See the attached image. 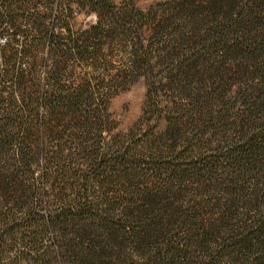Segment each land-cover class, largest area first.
Listing matches in <instances>:
<instances>
[{
  "label": "rangeland",
  "instance_id": "obj_1",
  "mask_svg": "<svg viewBox=\"0 0 264 264\" xmlns=\"http://www.w3.org/2000/svg\"><path fill=\"white\" fill-rule=\"evenodd\" d=\"M68 1L7 0L23 13L17 25L30 35L28 56L20 60L19 45L3 50L8 35L0 33V88L3 80L6 85L0 124L13 118L26 127L11 130L0 144V206L18 208L15 220L0 230V264L213 263L219 256L211 252V154L247 130L241 123L258 124L228 90L239 77L219 71L223 80L211 98V75L220 62L210 54L168 72L151 92L155 103L147 104L145 76L115 79L125 49L111 45L94 69L68 63L59 77L68 93L58 91L56 105L55 44L44 32L53 25L55 30L56 22L84 29L96 20L88 0ZM164 1L133 0L142 10ZM87 71L97 89L93 99L89 90L83 96L94 104L72 107L66 103L72 85ZM98 75L112 81L106 85ZM67 204L71 212L82 204L87 217L73 223L54 217L53 226L44 228L43 220ZM230 263L238 262L224 264Z\"/></svg>",
  "mask_w": 264,
  "mask_h": 264
},
{
  "label": "trees",
  "instance_id": "obj_2",
  "mask_svg": "<svg viewBox=\"0 0 264 264\" xmlns=\"http://www.w3.org/2000/svg\"><path fill=\"white\" fill-rule=\"evenodd\" d=\"M86 6L96 15L89 27L75 29L70 22H56L55 30L53 25L44 32L48 42L55 44L56 105H60L57 92L68 93V84L64 81L63 85L59 78L68 63L79 61L84 68L94 69L111 45L119 46L120 51L125 49L115 79L131 82L145 76L147 104L155 103L151 92L157 93V85L166 80L167 74L185 64L195 66L210 54L211 61L220 62L216 75H211V98L218 91L215 84L223 80L219 71L225 70L230 78L239 77L228 90L240 96L241 101L237 102L247 106L258 124L254 127L249 125L254 122L241 123L247 130L240 131L239 137L224 140V146H218L219 152L211 154V252L219 256L211 264H224L227 260L238 262L230 264H264V0H166L146 10L137 7L133 0H88ZM68 10L71 12L69 5ZM68 14L70 19L71 13ZM19 18L24 19L23 13L16 12L7 0H0V33L8 35L3 50L19 45V59L23 60L28 56L25 42L30 33L17 25ZM31 19L35 24L33 14ZM84 74L80 82L72 85L74 93L67 98L66 103L72 107L87 102L85 91L89 90L93 99L97 89L93 84L96 77L89 72ZM100 76L97 78L106 85L112 81V77ZM2 83L0 93L6 90L4 80ZM227 94L222 92L220 99ZM40 98L45 99L43 91ZM107 102L108 99L104 109ZM86 104L92 106L94 101ZM87 112L94 116L91 110ZM15 128L23 131L26 127H17L13 118L0 124V144ZM72 208L67 204L54 216L50 213L43 220V227L51 228L54 217L60 223L87 217L82 204L83 211L76 207L77 211L71 212ZM2 209L0 206V230L15 220L13 215L18 208L7 204L6 210ZM2 236L0 231V240ZM27 246L34 250L36 243Z\"/></svg>",
  "mask_w": 264,
  "mask_h": 264
}]
</instances>
